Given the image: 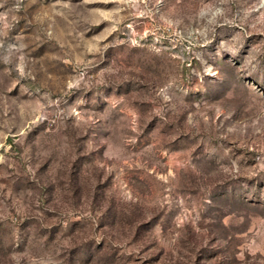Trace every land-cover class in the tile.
<instances>
[{"label": "rangeland", "instance_id": "374dc122", "mask_svg": "<svg viewBox=\"0 0 264 264\" xmlns=\"http://www.w3.org/2000/svg\"><path fill=\"white\" fill-rule=\"evenodd\" d=\"M0 264H264V0H0Z\"/></svg>", "mask_w": 264, "mask_h": 264}]
</instances>
